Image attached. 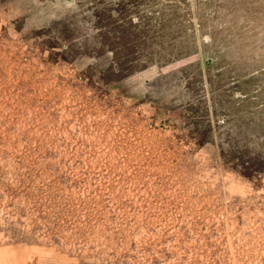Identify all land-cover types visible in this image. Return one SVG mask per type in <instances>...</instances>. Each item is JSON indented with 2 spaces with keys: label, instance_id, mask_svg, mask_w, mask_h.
Segmentation results:
<instances>
[{
  "label": "rangeland",
  "instance_id": "374dc122",
  "mask_svg": "<svg viewBox=\"0 0 264 264\" xmlns=\"http://www.w3.org/2000/svg\"><path fill=\"white\" fill-rule=\"evenodd\" d=\"M0 264H264V0H0Z\"/></svg>",
  "mask_w": 264,
  "mask_h": 264
}]
</instances>
